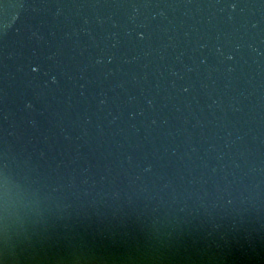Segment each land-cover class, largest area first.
Instances as JSON below:
<instances>
[{
	"label": "water",
	"instance_id": "95a60500",
	"mask_svg": "<svg viewBox=\"0 0 264 264\" xmlns=\"http://www.w3.org/2000/svg\"><path fill=\"white\" fill-rule=\"evenodd\" d=\"M264 264V0H0V260Z\"/></svg>",
	"mask_w": 264,
	"mask_h": 264
},
{
	"label": "clouds",
	"instance_id": "9594fccd",
	"mask_svg": "<svg viewBox=\"0 0 264 264\" xmlns=\"http://www.w3.org/2000/svg\"><path fill=\"white\" fill-rule=\"evenodd\" d=\"M0 264H7L5 260H0ZM28 264H47L44 260L39 259H33L28 262ZM57 264H60V262H57ZM133 264H157L154 260H138L134 261ZM159 264H163V261H160ZM192 264H196V262H192ZM201 264H210V262H201Z\"/></svg>",
	"mask_w": 264,
	"mask_h": 264
}]
</instances>
